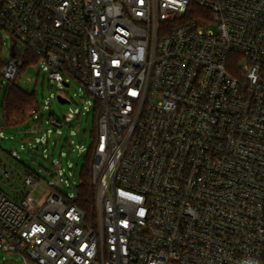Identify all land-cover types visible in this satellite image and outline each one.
<instances>
[{"label": "built area", "instance_id": "1", "mask_svg": "<svg viewBox=\"0 0 264 264\" xmlns=\"http://www.w3.org/2000/svg\"><path fill=\"white\" fill-rule=\"evenodd\" d=\"M3 33L2 86L32 52L102 113L95 217L25 172L16 197L0 187V249L37 264H264V0H0Z\"/></svg>", "mask_w": 264, "mask_h": 264}, {"label": "rangeland", "instance_id": "2", "mask_svg": "<svg viewBox=\"0 0 264 264\" xmlns=\"http://www.w3.org/2000/svg\"><path fill=\"white\" fill-rule=\"evenodd\" d=\"M3 34L5 39H0V49L2 47L9 51L11 38ZM48 72L47 66L43 68L41 64L32 65L17 80L21 88L36 93L39 114L43 116V124L40 125L32 118L20 125H5V86L0 84V168L10 171L12 178H16V181L12 178L3 179L0 170V187L14 197L27 171L39 173L46 182L59 184L64 194L75 197L87 149L92 143L94 106L88 101L95 102V97L88 95L86 89L75 81L60 90L61 84L49 80ZM60 92L68 96L70 102L61 103L57 98ZM81 112L82 116L74 115ZM66 115L73 117L72 122H65ZM52 118L63 122V126L53 124ZM79 146L84 148L83 154H80ZM0 264L37 263L17 253H6L0 249Z\"/></svg>", "mask_w": 264, "mask_h": 264}, {"label": "trees", "instance_id": "3", "mask_svg": "<svg viewBox=\"0 0 264 264\" xmlns=\"http://www.w3.org/2000/svg\"><path fill=\"white\" fill-rule=\"evenodd\" d=\"M199 10H203L197 7ZM38 62V57L32 52H27L24 56L23 63L19 70V76ZM39 106L35 92H30L21 88L17 81H11L5 84V95L3 100V115L7 127L20 125L28 119L26 108L30 106ZM102 113L100 103L95 101L94 119L95 125L92 131V142L96 141L99 132V117ZM33 119V118H32ZM43 116L38 119L42 123ZM34 120V119H33ZM94 162V146L87 149L85 164L82 167L80 184L77 185V196L75 203L80 205L93 218L96 215V187L92 180ZM29 172V171H27Z\"/></svg>", "mask_w": 264, "mask_h": 264}, {"label": "water", "instance_id": "4", "mask_svg": "<svg viewBox=\"0 0 264 264\" xmlns=\"http://www.w3.org/2000/svg\"><path fill=\"white\" fill-rule=\"evenodd\" d=\"M14 55H15V52H14V50H13V56H14ZM67 85H68V84H67ZM57 98H58V100H59L61 103L69 102L68 99L64 98V97L61 96V95H58Z\"/></svg>", "mask_w": 264, "mask_h": 264}]
</instances>
